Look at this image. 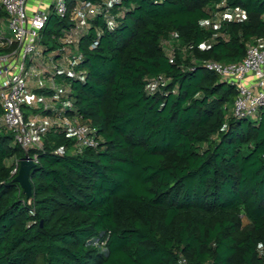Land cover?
Instances as JSON below:
<instances>
[{"label":"trees","instance_id":"16d2710c","mask_svg":"<svg viewBox=\"0 0 264 264\" xmlns=\"http://www.w3.org/2000/svg\"><path fill=\"white\" fill-rule=\"evenodd\" d=\"M235 8L247 19L218 18ZM110 10L116 26L102 10L77 42L82 77L64 75L61 115L94 127L98 145L78 151L56 127L25 151L0 124V264H264V111L235 117L236 87L200 63L240 61L264 41V0H120ZM73 26L71 11H51L42 49L67 45ZM170 36L187 51L173 62ZM159 75L165 83L148 92ZM26 154L37 156L30 197L14 172Z\"/></svg>","mask_w":264,"mask_h":264},{"label":"built area","instance_id":"2783aa9c","mask_svg":"<svg viewBox=\"0 0 264 264\" xmlns=\"http://www.w3.org/2000/svg\"><path fill=\"white\" fill-rule=\"evenodd\" d=\"M0 0V124L10 130L15 142L25 151L43 147V129L46 124L39 117L26 120L23 106L35 103L36 97L29 86V67L40 61V73H51L52 90L59 97L65 91L55 80V72L68 77L81 78L77 64L82 56L71 49V44H77L81 33L89 28L90 19L103 11L107 25L116 26V19L110 7L120 0H102L103 3L90 0ZM225 3L222 2L221 5ZM70 9V10H69ZM51 11L64 17L71 11L74 22L72 32L67 36V45L57 51L62 54L59 62L51 54L52 67L42 61L44 52L41 45V34L46 26ZM221 20L242 21L247 19L243 8L226 9L217 14ZM10 32L6 35L2 27ZM94 42L92 47L96 46ZM170 61L174 60L175 50H168ZM208 70L216 72L225 81L236 87L237 95L233 103V115L237 118H257L260 109L264 110V41L248 45L245 57L237 62H222L214 59H205L200 62ZM53 70L54 72H51ZM165 79L162 75L156 76L148 82L146 90L150 93L157 91ZM44 109L51 106L43 96L39 98ZM71 105L69 104L67 106ZM62 109L57 110L60 126L74 140V147L80 151L87 147L98 145L96 129L84 123L79 117L61 115ZM63 151V148L58 150ZM37 163V156L32 157ZM19 164V163H18ZM16 166L17 172L20 164ZM180 264H188L182 259Z\"/></svg>","mask_w":264,"mask_h":264},{"label":"crops","instance_id":"0c3cea01","mask_svg":"<svg viewBox=\"0 0 264 264\" xmlns=\"http://www.w3.org/2000/svg\"><path fill=\"white\" fill-rule=\"evenodd\" d=\"M1 25V24H0ZM1 27V26H0ZM3 31H5L6 35H10V32L7 30L5 26L2 27ZM71 49L76 52L77 49V44H71L70 45ZM44 52V57L42 58V61L45 63L46 66L49 68L52 67V60H51V54L55 55V60L57 62L60 61L61 55L57 53V51H52L47 53L45 50ZM41 63V60L36 61V63H33L31 67H29V86L33 90L36 101L35 103L32 104H26V111H30L29 115V120L35 117H39L40 119H44L46 121V124L43 129V136H46V134L56 128V127H61L60 126V120H58V114L57 110L62 109V107L67 106L69 104V100L67 99L69 97L70 93V88H69V83L64 79V75L55 72V80L56 84L65 92L61 94L59 97L56 96L55 91L52 90V81L50 77V72L49 73H40L39 74V69L38 67ZM51 72H54L51 70ZM43 96L46 101L51 106L52 112L50 113H42L39 111V108L42 107V102L39 100V98ZM33 110H38L37 112ZM62 128V127H61ZM63 129V128H62Z\"/></svg>","mask_w":264,"mask_h":264},{"label":"water","instance_id":"95a60500","mask_svg":"<svg viewBox=\"0 0 264 264\" xmlns=\"http://www.w3.org/2000/svg\"><path fill=\"white\" fill-rule=\"evenodd\" d=\"M36 163L33 161V158L30 155H25L20 159V166L15 181L20 184L24 192L28 197L32 195V184L30 180L31 173L35 168Z\"/></svg>","mask_w":264,"mask_h":264},{"label":"rangeland","instance_id":"374dc122","mask_svg":"<svg viewBox=\"0 0 264 264\" xmlns=\"http://www.w3.org/2000/svg\"><path fill=\"white\" fill-rule=\"evenodd\" d=\"M164 45L166 47V49L168 50H176L178 52H180L182 55L186 56L187 54V51L186 49L184 48V46L181 44L180 41H178L175 37L173 36H170V37H166L164 39ZM23 111L25 112L26 111V105L23 106ZM261 111H264L263 109H260L258 111L261 112ZM43 139H44V136H43ZM244 223L247 224L248 223V220L246 218H244ZM93 244H96V245H100L102 246V250L105 249L104 247V242H101L99 243V240L98 239H95V241L93 242Z\"/></svg>","mask_w":264,"mask_h":264}]
</instances>
